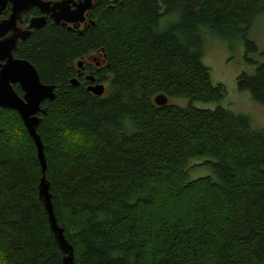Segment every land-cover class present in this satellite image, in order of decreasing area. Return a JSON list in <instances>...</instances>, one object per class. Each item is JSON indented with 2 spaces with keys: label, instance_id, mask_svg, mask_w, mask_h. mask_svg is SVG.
Here are the masks:
<instances>
[{
  "label": "trees",
  "instance_id": "trees-1",
  "mask_svg": "<svg viewBox=\"0 0 264 264\" xmlns=\"http://www.w3.org/2000/svg\"><path fill=\"white\" fill-rule=\"evenodd\" d=\"M95 8L84 34L46 25L17 51L55 97L36 128L44 174L21 117L0 107V264H63L38 194L43 175L73 264H264V129L220 104L223 86L202 62L207 30L256 50L246 33L264 0ZM90 51L105 55L100 96L70 83ZM237 84L264 103V62ZM158 94L168 102L154 103ZM200 165L212 174L189 179Z\"/></svg>",
  "mask_w": 264,
  "mask_h": 264
},
{
  "label": "water",
  "instance_id": "water-1",
  "mask_svg": "<svg viewBox=\"0 0 264 264\" xmlns=\"http://www.w3.org/2000/svg\"><path fill=\"white\" fill-rule=\"evenodd\" d=\"M8 1L12 3V13L7 19L0 21V37L8 30L14 28L16 18L22 11L33 5H37L43 13H48L51 9V15L54 16L56 21L62 18L68 21L71 19L81 20L84 10L88 7L87 4H81L73 9H66L64 5L67 0L58 1L51 7L46 5L48 3H43L41 0H0V13ZM85 3H88V1L85 0ZM43 24L42 17L34 19L31 22L32 27H40ZM14 44V37L0 39V61H4L0 63V107L15 110L21 117L28 134L35 144L41 171L44 174L46 169L44 146L36 128L40 122L39 113H46V110L42 107V103L46 100L51 101L54 99L55 86L41 82L36 68L29 60L14 58L12 56L11 51ZM70 83L75 86L78 81L73 77L70 79ZM14 85L20 87L22 95L16 92ZM87 90L100 96L104 93L105 86L103 83H95L89 85ZM167 102L168 98L164 94H158L154 97V103L157 105H164ZM38 194L47 211L55 243L63 254V264H73V249L65 239L63 229L56 223L50 201L49 183L44 175L41 177L38 185Z\"/></svg>",
  "mask_w": 264,
  "mask_h": 264
},
{
  "label": "rangeland",
  "instance_id": "rangeland-1",
  "mask_svg": "<svg viewBox=\"0 0 264 264\" xmlns=\"http://www.w3.org/2000/svg\"><path fill=\"white\" fill-rule=\"evenodd\" d=\"M246 39L252 41L256 50H247L242 37L223 38L207 30L204 37L202 62L208 67L214 83L223 86L224 97L221 105L231 112L248 117L253 129H264V103L254 100L248 91L238 89L237 79L245 74H253L255 68L264 62V14L255 17ZM170 103L184 106L187 99L171 98ZM200 107L213 108L214 103H197ZM199 163L200 161H194ZM212 174L209 166H196L188 172L189 179Z\"/></svg>",
  "mask_w": 264,
  "mask_h": 264
},
{
  "label": "flooded vegetation",
  "instance_id": "flooded-vegetation-1",
  "mask_svg": "<svg viewBox=\"0 0 264 264\" xmlns=\"http://www.w3.org/2000/svg\"><path fill=\"white\" fill-rule=\"evenodd\" d=\"M47 6L51 7L58 1L65 0H41ZM88 3H85V0H67L64 5L66 9H73L78 5L87 4V8L84 10L82 14V19H71L70 21L65 20L64 18L56 21L52 14V10L50 9L48 13H43L41 9L37 5H33L30 8L22 11L16 18L14 28L8 30L4 35L0 37L1 40L5 38H15V44L12 49V56L14 58H24L20 56L19 51L20 48L27 42L32 34L37 30H40L46 25H58L64 28L67 31H71L77 33L79 35L84 34L87 30L93 28L96 24L97 18L95 17V7L97 5L104 4L107 7H111L116 0H87ZM58 11V9H56ZM12 13V3L7 2L5 7L2 9L0 13V21L7 19ZM65 13V12H64ZM42 17L44 24L40 27H32L31 22L34 19H38ZM74 18V17H68ZM25 59V58H24ZM4 61H0L3 63ZM105 64V55L101 52H87L84 54L78 61L73 65L75 71V78L78 83H82L85 85V88L89 85L100 83L96 81L95 73L103 68ZM92 78V79H91ZM106 87V84L102 82ZM15 86V85H14ZM18 86V85H17ZM19 87V86H18ZM20 88V87H19ZM21 90V89H20Z\"/></svg>",
  "mask_w": 264,
  "mask_h": 264
}]
</instances>
